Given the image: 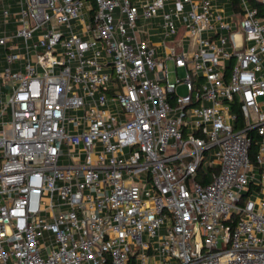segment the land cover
Segmentation results:
<instances>
[{
  "label": "built area",
  "instance_id": "obj_1",
  "mask_svg": "<svg viewBox=\"0 0 264 264\" xmlns=\"http://www.w3.org/2000/svg\"><path fill=\"white\" fill-rule=\"evenodd\" d=\"M236 4L0 0V264H264V19Z\"/></svg>",
  "mask_w": 264,
  "mask_h": 264
},
{
  "label": "rangeland",
  "instance_id": "obj_2",
  "mask_svg": "<svg viewBox=\"0 0 264 264\" xmlns=\"http://www.w3.org/2000/svg\"><path fill=\"white\" fill-rule=\"evenodd\" d=\"M219 8L222 7V3L219 1L218 3ZM226 11V16H231L233 15V11L234 9L232 8V5L226 6L225 8ZM154 41H156V39H154ZM2 51L0 50V59L2 58ZM167 69H168V77L173 81L175 78V75L178 76L179 78H184V71L182 69H177L176 73L174 71V67L172 65V63L168 62L167 63ZM180 93H183L184 91H182L181 89L179 90Z\"/></svg>",
  "mask_w": 264,
  "mask_h": 264
},
{
  "label": "trees",
  "instance_id": "obj_3",
  "mask_svg": "<svg viewBox=\"0 0 264 264\" xmlns=\"http://www.w3.org/2000/svg\"><path fill=\"white\" fill-rule=\"evenodd\" d=\"M237 0H230V5H232L233 9H237V4H236ZM250 5L252 8L257 9L258 11V18L264 19V3L258 1H253V0H249ZM238 10V9H237Z\"/></svg>",
  "mask_w": 264,
  "mask_h": 264
}]
</instances>
